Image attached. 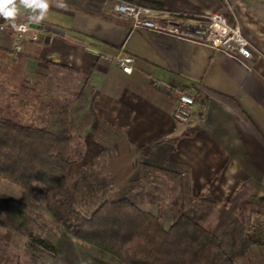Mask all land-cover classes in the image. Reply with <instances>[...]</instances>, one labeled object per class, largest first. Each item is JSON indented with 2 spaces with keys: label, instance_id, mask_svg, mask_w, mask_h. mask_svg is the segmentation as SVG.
Here are the masks:
<instances>
[{
  "label": "crops",
  "instance_id": "1",
  "mask_svg": "<svg viewBox=\"0 0 264 264\" xmlns=\"http://www.w3.org/2000/svg\"><path fill=\"white\" fill-rule=\"evenodd\" d=\"M189 1L201 13L231 9L260 53L244 61L202 42L133 29L110 0L106 9L97 0H13L10 15L0 12V48L14 39L19 22L41 26L40 39L27 37L26 51L10 56L22 58L37 82L57 70L79 77L80 88L67 101L86 151L71 172L97 165L104 154L114 187L141 181L134 196L143 195L142 207L166 209L149 190L162 192L166 207L185 198L221 235L242 204L264 196V0ZM120 51L135 58L131 73L112 59ZM177 91L195 99L187 124L173 115ZM171 183L163 193L160 187ZM255 254L262 264L264 254Z\"/></svg>",
  "mask_w": 264,
  "mask_h": 264
},
{
  "label": "trees",
  "instance_id": "2",
  "mask_svg": "<svg viewBox=\"0 0 264 264\" xmlns=\"http://www.w3.org/2000/svg\"><path fill=\"white\" fill-rule=\"evenodd\" d=\"M97 1L106 9V0ZM110 1L114 8L118 0ZM124 1L201 13L189 0ZM18 52L9 55L18 57ZM69 102L48 103L47 110L43 103L45 117L28 122L0 114V183L23 190L38 185L50 214V220H43L0 188L3 225L26 237L27 254H47L46 264H238L242 259L252 263L256 248L264 254V196L242 204L218 235L206 214L185 198L177 197L165 210L153 213L140 205L142 194L134 196L140 180L114 187L106 170L96 169V164L71 172V166L83 160L86 145L74 126ZM4 253L0 264H11Z\"/></svg>",
  "mask_w": 264,
  "mask_h": 264
},
{
  "label": "rangeland",
  "instance_id": "3",
  "mask_svg": "<svg viewBox=\"0 0 264 264\" xmlns=\"http://www.w3.org/2000/svg\"><path fill=\"white\" fill-rule=\"evenodd\" d=\"M226 11L224 12L223 10V13L234 21L235 15L231 9L227 8ZM29 38H31V35H29ZM25 42L20 44V52L26 51L24 49ZM12 50L19 51L15 37L6 48H0V114L23 122H28L31 119L39 120L45 117L44 112L47 110V106L45 105L53 102L58 104L59 101L66 103L67 99H71V95L79 90V77L76 74H66L61 70L48 73L45 78L41 77V79H38L39 82L34 80V78L31 79L32 77L30 78L25 71V61L22 58L13 59L10 57L9 52ZM18 55L20 56V54ZM98 162L95 168L99 170L105 169L104 154ZM171 186L172 183L168 186L169 188L161 186L160 189L165 193L173 187ZM150 187L149 185L148 189ZM0 188L8 191L14 201L23 209H32L43 220H50V214L47 211L38 185L34 184L30 189L23 190L17 186H8L0 183ZM149 191L154 194L157 193L160 196V199H158L160 206L166 208L167 202L164 199V194L160 191ZM94 193L97 195L96 189ZM144 206L147 207L148 205ZM163 207L162 209H164ZM25 244L26 237L5 228L3 218L0 216V254L1 252H5L4 254L12 259L11 264H46L49 262L50 257L43 252H37L36 255L31 257L30 254L26 253ZM256 252L258 257H262L261 251L256 250ZM259 261L263 260L259 259ZM237 263L257 264V261L255 262L254 260L252 263H249L242 259L238 260Z\"/></svg>",
  "mask_w": 264,
  "mask_h": 264
},
{
  "label": "built area",
  "instance_id": "4",
  "mask_svg": "<svg viewBox=\"0 0 264 264\" xmlns=\"http://www.w3.org/2000/svg\"><path fill=\"white\" fill-rule=\"evenodd\" d=\"M64 1V0H59ZM114 10L131 19L132 28H147L176 37L208 44L214 48L236 55L241 60L250 61L255 57L257 48L243 34L239 23L233 22L223 13L188 14L165 9H156L130 1H119ZM1 29L4 26H0ZM16 45L20 49L29 35L33 40L41 38V30L26 22H19L16 27ZM112 59L120 65L125 73H131L135 58L122 51ZM170 88V87H169ZM195 99L185 91H177L174 102V118L187 124L194 114Z\"/></svg>",
  "mask_w": 264,
  "mask_h": 264
},
{
  "label": "clouds",
  "instance_id": "5",
  "mask_svg": "<svg viewBox=\"0 0 264 264\" xmlns=\"http://www.w3.org/2000/svg\"><path fill=\"white\" fill-rule=\"evenodd\" d=\"M13 2V0H0V12H3L5 15H10L11 10H9L7 8L8 4H11ZM22 2L24 3H28V0H22ZM33 2H35V0H33ZM39 7L46 9L47 8V3L46 2H41L39 5ZM61 7H63L64 5H60Z\"/></svg>",
  "mask_w": 264,
  "mask_h": 264
},
{
  "label": "water",
  "instance_id": "6",
  "mask_svg": "<svg viewBox=\"0 0 264 264\" xmlns=\"http://www.w3.org/2000/svg\"><path fill=\"white\" fill-rule=\"evenodd\" d=\"M33 26V25H32ZM40 29L42 28L41 26L39 27ZM54 30L56 31V32H63L61 29H57V28H54ZM48 38H49V36H48Z\"/></svg>",
  "mask_w": 264,
  "mask_h": 264
}]
</instances>
